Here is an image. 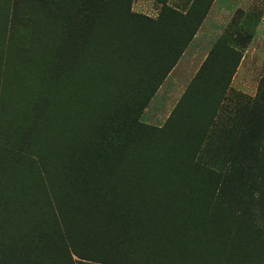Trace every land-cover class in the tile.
<instances>
[{
    "label": "rangeland",
    "instance_id": "obj_1",
    "mask_svg": "<svg viewBox=\"0 0 264 264\" xmlns=\"http://www.w3.org/2000/svg\"><path fill=\"white\" fill-rule=\"evenodd\" d=\"M80 1L76 16L73 0H0V264L123 254L101 231L139 222L189 228L167 235L184 254L168 264L264 262L248 226L264 209L246 195L264 176V0ZM168 8L207 12L164 74L190 34ZM139 34L151 46L124 75L119 52ZM116 131L112 148L99 144ZM92 175L99 194L87 201Z\"/></svg>",
    "mask_w": 264,
    "mask_h": 264
},
{
    "label": "trees",
    "instance_id": "obj_2",
    "mask_svg": "<svg viewBox=\"0 0 264 264\" xmlns=\"http://www.w3.org/2000/svg\"><path fill=\"white\" fill-rule=\"evenodd\" d=\"M212 1L213 0H211V2ZM99 2L101 5L104 4L103 0H99ZM211 2L207 5V9L209 8ZM73 3L74 6L76 7V12H75L76 16H79L80 13L84 12L83 9L81 8L83 2H81L80 0H73ZM207 9H205L204 11H193L195 10L193 9L187 14H182L180 12L168 8L167 13L170 16L171 23L173 22L175 26L178 25L176 26L178 29L184 27L185 25H188L187 27L190 30V34L188 35L186 42L181 43L179 41L178 49L173 54L174 58L172 59V61L168 60L166 62L167 66L163 71L164 74L175 64L177 59H179L180 56L182 55L187 45L188 39H191L193 37L194 33L196 32L197 28L199 27L200 23L205 17ZM133 16L135 15L133 14ZM159 22H157V24H159ZM108 24H112L113 26L111 27L114 30L116 28L115 25H117V22L116 21H110L106 23L104 22L100 26L103 27ZM102 27H100L99 29H101ZM101 41H104L105 45L108 46L107 43L108 38H102ZM226 42H229L228 38L223 43H220V49L223 52L226 50L225 49ZM113 46L116 47V49L119 48L117 42L116 43L113 42ZM150 46H151L150 37L147 34L144 35L139 34L138 36L134 37L132 45L125 49V53L119 52V58L122 60L123 63L124 75L129 74L134 70L135 71L141 70V63L145 60V47L148 48ZM262 96H263L262 104H264V95ZM127 116L128 115H125V118H127ZM130 122L131 123L130 125H128V129L132 128V130L136 131L139 130L141 127L142 128L144 127L143 124H137V123L135 124L133 120H131ZM262 132H264V129L262 130ZM260 133L261 131L259 132V134ZM119 136H120L119 131L114 132L113 135L110 137L104 134L102 135L99 144L105 147L106 149H110L113 146L115 137L118 138ZM259 137L260 136H258V139ZM260 138L261 140L264 141V138L262 136ZM21 150L22 149L19 148V151ZM134 162H135V158H134ZM258 176L260 177V180L258 181L257 179H255V181L250 182L249 188L246 189V195L251 200L250 204L252 205V208L262 211L264 209V207H262L264 206V191L262 190L263 187L262 182L264 183V176L263 175H258ZM253 178L254 177L250 178V180H254ZM256 181L258 182L256 183ZM97 183H98V177L96 175H92L91 180L87 182V187L83 189L85 200L90 201L91 198L89 196H92V198L97 197V194H99L98 189L96 188ZM255 184H257L256 189L254 188ZM111 194H112V187L104 194V196L110 198ZM135 198H138V195ZM135 202L137 203L138 201ZM257 202H261L262 206H259V208H257L256 204H254ZM253 217H255L257 220H253L251 221V223L249 222L248 226L249 228L250 227L252 228L253 226L259 227L258 235L255 236L259 241L257 255L259 256V258H264L262 257L264 256V212L254 214ZM152 222H155L157 224L167 225V222L165 221L162 222L161 220H152ZM171 223L172 222L169 221L168 224ZM147 227L148 226L145 225L144 222L143 223L139 222L136 230L133 232L130 231L106 232L105 230H102L101 234H106L105 237L106 243L109 246H112L113 249L120 246L122 250V247H124L123 254L120 253V250H116L115 252L105 254L104 256L88 257L77 252V253H73V255L70 256L68 255L64 264H168L166 263V261H168L169 259H177L179 255L181 254L184 255L182 252L177 251V248H181V245L179 244L180 241L177 240V238L179 237L177 236L184 234L185 230L189 228L152 230L151 228L147 229ZM193 230H196V228H193ZM172 232H174L177 235L175 236L176 239L172 241H168L167 235ZM156 254H158L157 257H162L160 261H155L152 258L153 256H156ZM136 256H143L145 259L144 261L142 260L136 261L133 259V257ZM171 264H175V263H171ZM260 264H264V262H261Z\"/></svg>",
    "mask_w": 264,
    "mask_h": 264
},
{
    "label": "crops",
    "instance_id": "obj_3",
    "mask_svg": "<svg viewBox=\"0 0 264 264\" xmlns=\"http://www.w3.org/2000/svg\"><path fill=\"white\" fill-rule=\"evenodd\" d=\"M218 3V5L220 6V10L223 9V10H226V9H229L230 8V5H231V2H229L228 0H216ZM236 7V5H235ZM238 7V6H237ZM262 21H264V14L262 16ZM244 24V23H243ZM199 37V35L197 36ZM199 41L202 42V44L205 46V47H211L213 44L209 45V42H208V39L207 37L205 38H199ZM204 41V42H203ZM205 43V44H204ZM198 45V44H197ZM200 45V44H199ZM209 45V46H208ZM202 46V45H201ZM207 54V53H206ZM206 57V56H205Z\"/></svg>",
    "mask_w": 264,
    "mask_h": 264
}]
</instances>
